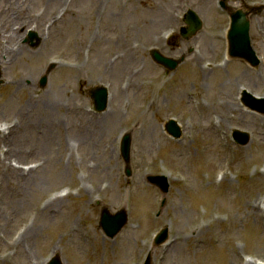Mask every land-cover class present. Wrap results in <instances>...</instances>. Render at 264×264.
<instances>
[{
    "label": "rangeland",
    "instance_id": "374dc122",
    "mask_svg": "<svg viewBox=\"0 0 264 264\" xmlns=\"http://www.w3.org/2000/svg\"><path fill=\"white\" fill-rule=\"evenodd\" d=\"M188 7L203 27L182 39ZM226 26L211 0H0V264L264 262V114L240 101L264 96V10L251 15L257 66L227 58ZM150 48L184 59L169 71ZM98 84L110 91L101 112ZM150 174L167 177L166 193ZM104 207L128 215L113 238Z\"/></svg>",
    "mask_w": 264,
    "mask_h": 264
},
{
    "label": "water",
    "instance_id": "95a60500",
    "mask_svg": "<svg viewBox=\"0 0 264 264\" xmlns=\"http://www.w3.org/2000/svg\"><path fill=\"white\" fill-rule=\"evenodd\" d=\"M224 6V2H222ZM188 16L191 18L189 23V27L185 29L187 34H193L196 30L199 29L200 21L198 17L193 11L188 12ZM193 19V20H192ZM249 22L248 19L245 17V14L240 11L233 12L231 14V23L230 29L227 33V41H228V49L229 54L235 57L245 58L249 61L252 65L258 63V59L250 45L248 29H249ZM158 61L163 62L165 58L163 57H156ZM91 97L93 99L94 108L98 111L104 109L107 103V92L106 88L103 86L96 87L91 91ZM246 104L249 106L256 108L260 111L264 112V101L261 102L260 105H256L255 101L245 93V97L243 98ZM167 130L173 134L174 136H178L180 131L174 121H170L167 124ZM234 137L238 142L244 143L248 136L246 134L239 133L238 131L234 132ZM129 146H130V135L126 134L123 138L122 145H121V154L122 157L126 162L129 159ZM127 175H130V170L127 167L125 169ZM149 181L155 184L162 192H166L168 189V183L166 178L159 175H153L148 177ZM126 220V215L124 211L120 210L116 213L110 214L108 212H104L101 217L100 225L104 232L107 235H114L123 225L124 221ZM50 264H59L58 260L55 258L53 259ZM146 264H149L147 261Z\"/></svg>",
    "mask_w": 264,
    "mask_h": 264
},
{
    "label": "bare ground",
    "instance_id": "6f19581e",
    "mask_svg": "<svg viewBox=\"0 0 264 264\" xmlns=\"http://www.w3.org/2000/svg\"><path fill=\"white\" fill-rule=\"evenodd\" d=\"M21 47H22V46H21ZM11 51H12V50H10L9 53H11ZM83 55H84V54H83ZM122 67H123V65L120 66V68H122ZM215 67L217 68V66H215ZM159 77H160V76H157V77H156V80H157V81H160V79L158 80ZM176 94H177V96L180 97V92L176 91ZM198 106H199V105H197V107H198ZM233 108H234L235 110H238L236 107H233ZM6 129H8V127H6ZM159 136H161L160 139H162V135L159 134ZM11 167H12V170H14V171H18L17 168H15V167H13V166H11ZM19 171H20V170H19ZM19 171H18V172H19ZM20 172H21V171H20ZM21 174H23V173H21ZM58 190H59V191H63L62 188H60V189H58ZM54 202H55V200H54ZM53 204H55V203H53ZM30 230H32V229H29V230L27 229V232H29ZM256 262H257V261L252 262V264H255ZM258 262H260V263H264L263 261H258Z\"/></svg>",
    "mask_w": 264,
    "mask_h": 264
},
{
    "label": "flooded vegetation",
    "instance_id": "af4514ba",
    "mask_svg": "<svg viewBox=\"0 0 264 264\" xmlns=\"http://www.w3.org/2000/svg\"><path fill=\"white\" fill-rule=\"evenodd\" d=\"M214 4H218V0H211ZM248 1V0H247ZM236 5H239L238 7L242 6V3L245 2V0H238Z\"/></svg>",
    "mask_w": 264,
    "mask_h": 264
}]
</instances>
